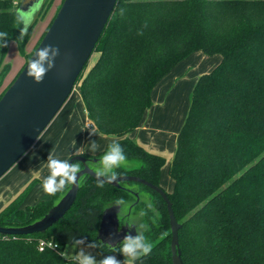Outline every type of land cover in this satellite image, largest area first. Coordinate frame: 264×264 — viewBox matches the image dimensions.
I'll return each instance as SVG.
<instances>
[{"label": "trees", "instance_id": "trees-1", "mask_svg": "<svg viewBox=\"0 0 264 264\" xmlns=\"http://www.w3.org/2000/svg\"><path fill=\"white\" fill-rule=\"evenodd\" d=\"M19 1L0 0V31L17 42L26 61L39 41L29 52L25 44L52 0H43L22 39L23 25L16 23ZM198 49L219 53L221 59L197 77L168 161L174 187L166 194L181 223V258L183 264H264V0H116L93 50L97 57L86 71L85 63L75 84L97 131L117 138L99 152L83 155L100 158L117 141L127 159L114 169L116 175L135 174L159 185L165 156L128 134L152 105L156 82ZM4 50L0 47V83L8 67L2 62ZM72 163L82 166L78 159ZM37 180L28 181L0 209V225L41 217L70 185L20 207ZM122 183L126 187L108 182L100 187L97 178L83 174L72 204L44 231L0 233V264H73L72 256L63 254V246L73 239L112 252L96 231L103 208L117 202L123 211L131 205L153 245L151 254L135 264H172L164 199L140 182L137 188L130 181ZM133 191L139 192L137 201ZM40 239L52 240L56 247L39 249Z\"/></svg>", "mask_w": 264, "mask_h": 264}, {"label": "water", "instance_id": "water-1", "mask_svg": "<svg viewBox=\"0 0 264 264\" xmlns=\"http://www.w3.org/2000/svg\"><path fill=\"white\" fill-rule=\"evenodd\" d=\"M33 2L34 0H20L16 10L26 11ZM115 2L116 0L61 1L38 44L17 75L0 94V176L35 142L71 93L78 75L94 50ZM48 44L58 47L60 55L55 59V67L45 75L42 82L36 83L26 75V62L35 58L34 55L32 56L35 49ZM75 159L82 163L76 182L70 184L41 217L21 225H0V233L15 235L44 231L62 217L76 196L80 177L83 174H90L97 178L93 164L99 161L98 157L75 153L69 157L68 162L72 163ZM124 181L140 182L162 196L169 215L172 264H183L178 247V230L181 223L174 214L166 191L158 184L135 174L116 175V179L108 183L126 187L122 183ZM133 193L137 201L139 192L133 191ZM132 222L139 223L137 216L131 211V205L127 211H123L121 204H109L102 210L96 231L97 239L108 246L119 245L129 232L137 234L135 226L128 225ZM120 235L122 237L116 239Z\"/></svg>", "mask_w": 264, "mask_h": 264}, {"label": "crops", "instance_id": "crops-1", "mask_svg": "<svg viewBox=\"0 0 264 264\" xmlns=\"http://www.w3.org/2000/svg\"><path fill=\"white\" fill-rule=\"evenodd\" d=\"M11 41L13 45L17 44L15 40H9L7 44ZM29 51V49H26V52ZM219 58L213 59L212 57V59H208L206 53L198 49L178 61L153 86L151 90L152 105L144 111L138 125L128 135L146 149L164 155L168 162L173 154L172 147H169V145L175 140L177 132L185 118L187 112L186 103L187 105L189 104V93L199 74L207 71L208 67H211V63H216V61H219ZM77 95L78 97L74 103L75 108H71L68 111H65L67 109L63 110L62 115L56 113L57 115L46 126L47 129L44 135L33 143L36 144L34 145L36 147H33L32 151L28 149L13 164V167L5 176L6 179H4L3 185L18 186L17 188L21 189L27 181L36 178L38 180L33 185L34 188H32L36 193L42 190V177L48 174L45 165L49 153L55 152L60 159H67L70 154L77 153L78 150L93 153L84 150L89 149L91 141L100 140L99 148L102 150L107 142L117 138L115 134L98 132L94 123L91 127L88 126V123L92 120L87 116L79 89ZM184 104L185 107L182 109ZM77 109L78 111H76ZM83 119L85 121L82 129H80V123ZM79 133L82 136L83 134L85 136V133H87L89 137L84 138L89 142H81L79 140ZM11 175L13 178L9 181ZM42 196L44 198L41 199H48L51 195L44 193ZM80 248L94 255L97 260L103 258L105 255H115L117 259L127 264V260L120 258L117 253L99 252L85 245L75 246L74 253L76 254Z\"/></svg>", "mask_w": 264, "mask_h": 264}, {"label": "clouds", "instance_id": "clouds-1", "mask_svg": "<svg viewBox=\"0 0 264 264\" xmlns=\"http://www.w3.org/2000/svg\"><path fill=\"white\" fill-rule=\"evenodd\" d=\"M42 3L43 0H34L26 11L18 9L16 23L17 26L23 25L20 28L18 39L23 38L35 12ZM122 12L123 10H121V14ZM8 37L9 34L7 32L0 31V47H7ZM33 55L35 58L26 62V75L31 77L34 82L40 83L45 75L55 67V59L60 55V50L55 45L48 44L35 49ZM97 148L98 144L95 141H91L89 150L95 152ZM77 154L83 155V151L78 150ZM126 159L127 157L121 144L117 141L111 142L95 165V176L97 178H105L104 180L97 179L98 186L102 187L105 181L113 182L116 179L114 169L124 164ZM45 167L48 174L42 177L41 188L49 195L63 191L69 184H74L77 180V174L81 171L79 163H69L68 159H60L55 152L49 153ZM116 204L119 205L120 202ZM149 207H152V205L150 204ZM128 225L130 227L135 226L137 234L134 236L126 234L118 246H110L113 253L119 252L126 258L127 264H135V261L141 257L151 254L153 245L145 236L147 225L135 222L128 223ZM71 243L74 246H79L83 244V240L73 239ZM88 247L95 248L96 245L93 243L89 244ZM71 259L73 264H124V261L117 259L115 255H105L97 260L94 255L86 252L83 248H80Z\"/></svg>", "mask_w": 264, "mask_h": 264}, {"label": "rangeland", "instance_id": "rangeland-1", "mask_svg": "<svg viewBox=\"0 0 264 264\" xmlns=\"http://www.w3.org/2000/svg\"><path fill=\"white\" fill-rule=\"evenodd\" d=\"M62 0H52L49 5L47 6V8L45 9V11H43L39 17L38 20L36 21V23L34 24L33 28H32V33L30 36V40L27 44H25V51L26 49L31 50L35 44L40 40L41 35H43V31L46 29V27L48 26L50 20L52 19V17L54 16V14L56 13L60 3ZM17 43V42H16ZM27 47V48H26ZM208 56V59H217L218 57H220L218 60L221 59V55L219 53H213V54H206ZM97 57V52L93 51L89 57V59L87 60L86 66H85V70H87V68L89 66H91V64L95 61ZM25 62V56L20 52L18 45H13L12 41L9 42L7 44V47H5L4 50V55L2 58V62L4 61L5 63H8V67L3 75L2 81L0 83V90H2V88H4L8 82L13 78V76H15L17 74V72L19 71V69L21 68V66L24 64ZM219 61H216V63H211V67H208L207 71H209L215 64H217ZM22 63V64H21ZM209 66V64H208ZM204 72V71H203ZM78 89L79 86L78 84H75L71 93L69 94V96L67 97V99L64 101V103L62 104V106L60 107L59 111L57 112V114L62 115V113L65 111L70 110L71 108H75V100L78 97ZM188 103H189V97H188ZM189 104L187 105L186 103V109H188ZM185 104L183 105L182 109H184ZM63 111V112H62ZM78 111V109L76 110ZM61 112V113H60ZM187 113V112H186ZM56 114V115H57ZM85 119H83L80 123V129H82V125L84 123ZM47 128H45L41 134L38 136V138L35 140V142L37 140H39V138L41 136L44 135L45 131ZM86 131V129H85ZM89 137L87 133H85V136L83 134V136L79 133V140L81 142H86L87 140H85V138ZM89 142V141H87ZM98 144V148L95 150V152H97L98 150H100V140L99 141H95ZM173 142H174V146H173ZM171 143V142H170ZM36 144L31 145V147L29 148V151H32L34 148L36 147L34 146ZM169 147H172V152L174 153L175 151V147H176V138L175 140L172 141L171 145H169ZM36 149V148H35ZM85 151L88 152H93L90 151L89 149H84ZM93 152V153H95ZM31 153V152H30ZM167 155V154H165ZM97 163V162H96ZM15 164V163H13ZM13 164L0 176V209L2 207H4L13 197H15L19 191L22 189H18L16 186H6L3 185L4 183V179H6V175L7 173L11 170V168L13 167ZM95 167V163L93 164ZM168 162L166 160V162H164L160 168H159V174H158V181H159V185L165 190V191H171L174 187V180L173 178L170 176L169 172H168ZM12 175L9 178V181L12 180ZM31 180V179H30ZM28 182V181H27ZM26 182V184H27ZM15 184V183H13ZM24 184V186L26 185ZM131 185H134V187L137 188V186L139 185L138 182L135 181H130ZM34 185V184H33ZM6 186V187H5ZM23 186V187H24ZM34 188L33 186L30 188V190L28 191V193L26 194L24 200L22 201V203L20 204V207H25L26 205H32L35 204L36 201L35 200H41V198H44L42 195H44V191L43 190H39L38 192L35 193V191L32 189ZM32 190V191H31ZM31 191V192H30ZM30 193V194H29ZM37 198V199H36ZM13 218V216H11ZM74 248L75 246L72 244H65L63 246V251L65 256H73L74 253Z\"/></svg>", "mask_w": 264, "mask_h": 264}, {"label": "built area", "instance_id": "built-area-1", "mask_svg": "<svg viewBox=\"0 0 264 264\" xmlns=\"http://www.w3.org/2000/svg\"><path fill=\"white\" fill-rule=\"evenodd\" d=\"M93 125V122L90 121L88 123V126L91 127ZM45 246H49V247H56V243L53 242L52 240H45V239H40L39 243H38V248L42 249Z\"/></svg>", "mask_w": 264, "mask_h": 264}, {"label": "flooded vegetation", "instance_id": "flooded-vegetation-1", "mask_svg": "<svg viewBox=\"0 0 264 264\" xmlns=\"http://www.w3.org/2000/svg\"><path fill=\"white\" fill-rule=\"evenodd\" d=\"M128 234H131V235H133V236H134V235H136V234H134V233L132 234V232H129ZM123 235H125V233H123ZM120 237H122V235H120V236H117V238H116V239H118V238H120Z\"/></svg>", "mask_w": 264, "mask_h": 264}]
</instances>
